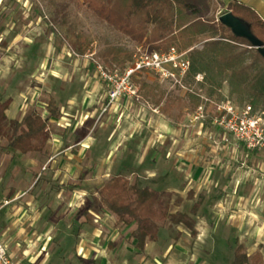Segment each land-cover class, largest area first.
<instances>
[{
    "label": "rangeland",
    "instance_id": "1",
    "mask_svg": "<svg viewBox=\"0 0 264 264\" xmlns=\"http://www.w3.org/2000/svg\"><path fill=\"white\" fill-rule=\"evenodd\" d=\"M214 1L219 22L227 9L220 0ZM78 35L90 41V51L84 56L78 53ZM109 45L132 54L138 46L149 48L99 20L83 2H2L0 101L12 99L9 119L20 121L27 113L38 112L48 119L51 134L44 153L27 155L9 148L6 138L0 139L2 255L5 252L3 256L16 264L9 251L18 246L27 250L32 264H232L237 247L242 245L250 259L261 253L260 264H264V152L251 156L230 152L227 157H217L208 150L201 177L188 180L180 191L164 200L172 217L157 224L158 239L148 243L143 252L135 250L136 240L131 236L136 225L118 224L117 217L103 210L99 190L112 177L122 175L144 188L150 171L157 169L158 148L157 158L165 168L170 161L165 154L169 141L166 122L170 117L181 127L186 120L183 116L194 112L190 93L213 103L230 100L241 105L230 97L227 85L210 96L208 87L196 85L197 80L189 85L187 77L186 89H181L144 73L134 77V82L139 89L143 81L157 83L173 102L170 115L164 113L163 105L156 108L140 96L131 99L142 110L139 132L133 133V128L123 122L120 127L110 125L104 136L100 131L95 134L98 120H103L113 106L108 86L107 97L100 96L105 83L98 74V64L125 69L132 60L131 56L124 66L107 65L100 53ZM51 99L61 110L59 119L49 118L47 106ZM206 109L210 119L214 115L212 103H207ZM88 112L96 121L91 118L82 122ZM155 117L160 120L158 127H162L158 132L152 121ZM206 125L212 127L211 122ZM89 137L94 138L88 139L89 150L84 152L86 146L80 143ZM210 142L214 145L213 140ZM142 158V169H128ZM102 163L105 167L100 169ZM118 164L127 166L114 168ZM160 178L165 182L160 190L177 187V182L167 179L166 183V177ZM196 203L200 207L193 212ZM177 213L186 215L183 222H176ZM82 244L95 246L93 254L88 255L84 249L87 255L81 256Z\"/></svg>",
    "mask_w": 264,
    "mask_h": 264
},
{
    "label": "trees",
    "instance_id": "2",
    "mask_svg": "<svg viewBox=\"0 0 264 264\" xmlns=\"http://www.w3.org/2000/svg\"><path fill=\"white\" fill-rule=\"evenodd\" d=\"M83 2L101 21L125 35L137 44H144L150 50L161 51L176 47L188 50L191 68L187 84L195 83L199 74L204 81L196 85L207 86L209 95L216 94L224 85L239 104H250L255 112L264 115V57L250 41L235 36L231 29L217 22L214 0H75ZM227 12L245 21L253 35L264 46V21L251 7L232 2ZM207 14H210L207 17ZM201 45V49L195 48ZM78 53L82 56L90 51V41L77 36ZM132 53L118 46H107L100 53L109 65L124 66ZM140 96L155 107L163 105V111L170 115L173 102L157 83L141 82ZM190 104L195 111L202 100L189 94ZM12 100L0 101V139L6 138L9 148L23 155L44 153L51 138L48 119L36 111L26 114L22 120L9 119L7 111ZM47 110L49 118L59 119L60 110L51 99ZM104 207L114 214L117 223L124 226L136 225L132 238L136 248L144 251L148 242L158 239V223L172 217L170 206L165 203L173 193L158 192L132 184L126 177H112L100 190ZM199 203L193 212L199 209ZM176 222H183L186 215L177 213ZM262 254L252 259L239 245L232 264H260Z\"/></svg>",
    "mask_w": 264,
    "mask_h": 264
},
{
    "label": "crops",
    "instance_id": "3",
    "mask_svg": "<svg viewBox=\"0 0 264 264\" xmlns=\"http://www.w3.org/2000/svg\"><path fill=\"white\" fill-rule=\"evenodd\" d=\"M3 1L4 0H1L0 6L2 5ZM220 1L223 2V4H225L226 7L232 2H239V3H242L244 5H247V6L251 7L254 11H256L257 14L264 21V0H220ZM101 86H102L101 91L103 93L106 92V94H104V96H103V93H102V95L100 94V96L103 98L107 97V89L105 88V87H107V85L102 84ZM99 90H100V88H98V91ZM97 94L98 93H95V95H97ZM97 96H99V94ZM9 99L12 100L11 98H9ZM9 99H7V100H9ZM12 102H11V104H12ZM118 103H121V104H120L119 110L116 111L115 108L118 106ZM56 104H57V102H56ZM10 107H11V105H10ZM10 107H9V109H10ZM57 107H58V104H57ZM123 108L125 109L124 111L122 110ZM156 108H159V107H156ZM58 109L60 110L59 107H58ZM60 113H61V110H60ZM107 114L108 115L103 120H102V118L98 120L96 128L94 130L95 134L97 132L99 133V131H100L101 135L104 136L105 131L109 130L110 125L115 126V124L116 125L118 124V127H120L121 123H123V122H125L124 125H130V127L133 128V133L139 132V128L141 126V119H143V118H141L142 117V110H140L138 108V106H135V100L123 99V100L115 103L111 108H109V110L107 111ZM124 114H125V116H124ZM91 118H93V120L96 121V119L92 115V113L88 112L87 116L85 118H83L82 122H88L90 120L92 121ZM183 118L186 120L182 121L181 127L176 126L172 122L173 120L170 117L168 118L169 120H168V122H166V126H165L166 130L165 131H166L167 139L169 141H168V145L165 147V154L167 155V160H170V161L169 162L167 161L165 168L162 169L161 158L160 157L157 158L158 155L160 154L157 151L158 150L160 151L161 148H158L157 151L155 152V154H157V155H155V162H156V168L157 169H153L150 171V173H149L150 178L148 181V185H146L144 188H149L151 190L163 192L164 190H160L159 188L165 186V182L162 183V181L160 180L161 179L160 177L164 176V177H166V179H165L166 183H167V179H168V181L171 179L172 182L173 181L177 182V187L176 188H170L169 190H167V192L176 193L177 191H180L181 187L184 185V183H187L188 180L197 179V178L201 177V175L205 169L204 164H205L206 157L210 153L211 154L214 153V155H216L217 157L218 156L227 157L230 152H232L234 154H238V153L244 154V152H245L246 153L245 155H247V156L259 155L260 153L264 152V151L249 152L246 150L240 151V150H236L232 146H229V145L227 146L225 144H219L218 145V144L214 143V145H212V144H210L211 140H209L208 138L210 136L214 135V137L217 140H220L221 133L219 132V130L215 129L214 127H209V125H204L201 122H197V121L193 122L191 119H189L188 113H186L183 116ZM152 121H153L154 128H156L157 132L159 130H162L161 129L162 127L161 128L158 127V123H160V120H157V118L155 117V118H153ZM116 130H115V132H117ZM113 135H115V134H113ZM91 138L89 137V138H87L86 141L80 143L81 146H84V147L86 146V148L83 149L84 152H87L89 150L88 144H90V143L88 142V139H91ZM94 141L95 140H93L91 143L92 147H94L93 145H96V141L95 142ZM104 144H106V143H104ZM103 146L101 145V147H103ZM208 150H209V153L207 154ZM143 160H145V159L142 158L141 161H138L136 166H134L130 163V167H131V165L133 167L128 168V169H132V168L142 169L143 164H144ZM125 166H127V165L118 164L114 168L125 169ZM104 167H105V163H102V165L99 166L100 169H103ZM178 186H179V188H178ZM199 205H200V203H199ZM103 208H104L103 210L108 215L116 217L114 214L109 212L104 206H103ZM13 231H14V229H13ZM98 231L99 230L97 229L96 232H98ZM148 243H154V242H148ZM148 243H147V245H148ZM147 245H146V247H147ZM93 248H95V246H90V245L85 246L84 244H82L80 247V250H81L80 254H82L81 256H85L84 254H86L84 249L87 250L88 255H92L93 253L91 252V250H93ZM135 250L142 252V251L138 250L136 247H135ZM145 250H146V248H145ZM27 254H28L27 250L24 249V247H21V249H20L18 246H15L9 251V255H10L9 257L12 258V260L15 261L16 264H32L33 261L29 260Z\"/></svg>",
    "mask_w": 264,
    "mask_h": 264
},
{
    "label": "built area",
    "instance_id": "4",
    "mask_svg": "<svg viewBox=\"0 0 264 264\" xmlns=\"http://www.w3.org/2000/svg\"><path fill=\"white\" fill-rule=\"evenodd\" d=\"M190 51H179L176 48L154 51L138 46L125 69H113L98 64V74L110 88V106L123 99H139L140 89L134 82V77L144 73L153 74L173 87L186 89L185 81L191 68ZM203 78V75L199 74L196 80L202 82ZM202 100V104L193 113H189L188 117L193 122H201L204 125L211 122L212 127L221 133L220 140L214 135L210 136L215 144H225L249 152L264 151L263 114L255 112L249 104L238 105L230 100L213 103L205 97H202ZM207 103H212L214 109V115L210 119L207 115ZM3 255L0 251V264H12Z\"/></svg>",
    "mask_w": 264,
    "mask_h": 264
},
{
    "label": "water",
    "instance_id": "5",
    "mask_svg": "<svg viewBox=\"0 0 264 264\" xmlns=\"http://www.w3.org/2000/svg\"><path fill=\"white\" fill-rule=\"evenodd\" d=\"M219 22L231 29L235 36L248 39L252 48L256 49L264 57L263 44L253 35L250 26L245 21L227 12L219 18Z\"/></svg>",
    "mask_w": 264,
    "mask_h": 264
},
{
    "label": "bare ground",
    "instance_id": "6",
    "mask_svg": "<svg viewBox=\"0 0 264 264\" xmlns=\"http://www.w3.org/2000/svg\"><path fill=\"white\" fill-rule=\"evenodd\" d=\"M0 3H1V0H0ZM43 251H46V250L43 249Z\"/></svg>",
    "mask_w": 264,
    "mask_h": 264
}]
</instances>
